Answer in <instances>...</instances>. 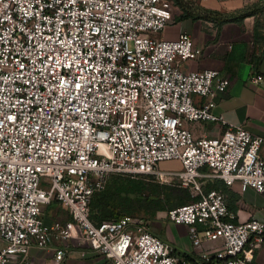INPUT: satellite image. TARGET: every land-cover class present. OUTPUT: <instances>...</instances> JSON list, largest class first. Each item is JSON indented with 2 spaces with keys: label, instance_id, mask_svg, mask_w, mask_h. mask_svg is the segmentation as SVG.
<instances>
[{
  "label": "built area",
  "instance_id": "obj_1",
  "mask_svg": "<svg viewBox=\"0 0 264 264\" xmlns=\"http://www.w3.org/2000/svg\"><path fill=\"white\" fill-rule=\"evenodd\" d=\"M173 2L0 0V264L51 245L58 262L66 240L103 264H260L264 220L239 219L208 182L264 193V135L240 123L196 136L185 125L226 124L213 107L230 79L184 68L200 53L188 32L157 35ZM171 160L180 166L161 165ZM113 174L186 188L189 199L164 213L187 227L190 250L139 215L93 220L92 194ZM54 201L67 219H45Z\"/></svg>",
  "mask_w": 264,
  "mask_h": 264
},
{
  "label": "crops",
  "instance_id": "obj_2",
  "mask_svg": "<svg viewBox=\"0 0 264 264\" xmlns=\"http://www.w3.org/2000/svg\"><path fill=\"white\" fill-rule=\"evenodd\" d=\"M182 1L189 12L200 14L202 17L193 18L191 15L181 17L183 9L173 2L172 18L157 35L161 38H174L180 32H188L200 53L186 61L183 64L184 68L187 70L214 68L230 79L227 88L217 93L216 105L213 107L214 113L221 114L226 124L203 120L186 122L185 125L196 136H213L219 134L227 124L240 123L264 135V0ZM243 11H247V14L241 20L226 21L217 27L216 12L221 15H236ZM255 74L262 75V79L252 81L251 77ZM260 153L264 156V143ZM171 162L178 167L180 165L176 160ZM209 186L221 189L217 182L215 186L213 184ZM228 187L237 194L234 203L239 219L255 216L264 220V193L250 187L242 189L238 183ZM175 224L187 229L184 224ZM163 239L174 243L183 251H189L191 248L181 247L168 238ZM65 243L68 252L62 260L55 261L54 245L47 248L32 246L27 264L104 263V257L87 244L74 246L69 240ZM255 259L258 263L264 264V242L255 249Z\"/></svg>",
  "mask_w": 264,
  "mask_h": 264
},
{
  "label": "trees",
  "instance_id": "obj_3",
  "mask_svg": "<svg viewBox=\"0 0 264 264\" xmlns=\"http://www.w3.org/2000/svg\"><path fill=\"white\" fill-rule=\"evenodd\" d=\"M183 10L180 16L191 15L193 18L200 14L189 12L182 0H174ZM247 11L236 15H221L216 12V23L220 25L226 21L241 20ZM202 17V16H201ZM226 193L228 206L235 209L237 194L233 192L222 180L208 182L216 185ZM189 199L186 188L177 185L161 184L141 177H130L122 174H113L103 189L92 194L90 200V216L93 220L119 219L136 209L144 210L149 216H155L158 210H166L185 203Z\"/></svg>",
  "mask_w": 264,
  "mask_h": 264
},
{
  "label": "rangeland",
  "instance_id": "obj_4",
  "mask_svg": "<svg viewBox=\"0 0 264 264\" xmlns=\"http://www.w3.org/2000/svg\"><path fill=\"white\" fill-rule=\"evenodd\" d=\"M163 167H178L173 165L171 161H165L161 164ZM180 166V165H179ZM165 210H158L155 216H149L144 210L136 209L131 214L139 215L148 220L150 229L157 235L168 238L184 248L191 247V240L189 238L187 229L182 225H176L173 221L168 219L164 213ZM44 216L47 221L54 218L67 219L68 215L58 205L57 202H52L44 209Z\"/></svg>",
  "mask_w": 264,
  "mask_h": 264
}]
</instances>
